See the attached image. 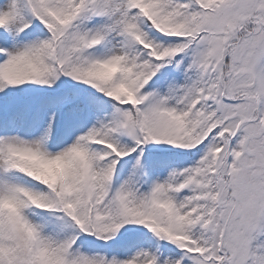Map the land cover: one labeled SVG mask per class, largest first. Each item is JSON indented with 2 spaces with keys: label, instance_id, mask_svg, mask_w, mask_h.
<instances>
[{
  "label": "snow or ice",
  "instance_id": "1",
  "mask_svg": "<svg viewBox=\"0 0 264 264\" xmlns=\"http://www.w3.org/2000/svg\"><path fill=\"white\" fill-rule=\"evenodd\" d=\"M0 264H264V0H0Z\"/></svg>",
  "mask_w": 264,
  "mask_h": 264
}]
</instances>
